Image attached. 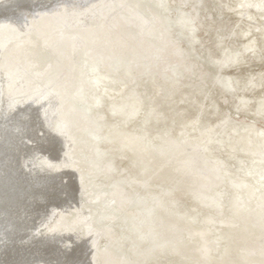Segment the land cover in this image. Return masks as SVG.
I'll return each instance as SVG.
<instances>
[{
    "label": "water",
    "instance_id": "1",
    "mask_svg": "<svg viewBox=\"0 0 264 264\" xmlns=\"http://www.w3.org/2000/svg\"><path fill=\"white\" fill-rule=\"evenodd\" d=\"M0 264H264V0H17Z\"/></svg>",
    "mask_w": 264,
    "mask_h": 264
}]
</instances>
